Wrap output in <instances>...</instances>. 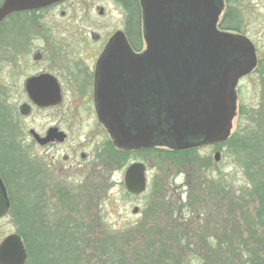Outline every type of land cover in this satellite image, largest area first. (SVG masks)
<instances>
[{"label": "flooded vegetation", "instance_id": "flooded-vegetation-1", "mask_svg": "<svg viewBox=\"0 0 264 264\" xmlns=\"http://www.w3.org/2000/svg\"><path fill=\"white\" fill-rule=\"evenodd\" d=\"M4 1L0 0V8ZM180 1L57 0L18 10L0 23V146L10 145V162L21 158L25 173L39 174L47 215L60 208L63 193L92 192L95 187L87 185L95 178V186L103 188L109 175L118 173L125 185L129 167L143 163L145 154L190 150H176L166 139L150 148L119 142L99 107L103 99L133 135L144 128L171 131L166 112L177 97L185 95L174 74L180 73L178 60L190 58L189 53L176 50L186 45L220 46L202 37L206 31L200 29H207L211 20L205 9L193 29L189 12L171 19L167 7H188ZM186 2L190 5V0ZM215 2V31L234 42L248 41L255 57L232 91L235 134L241 136V117L259 113L241 98V84L249 78L264 81V57L244 31L241 0ZM190 33L194 41H181L189 39ZM260 96L264 100V92Z\"/></svg>", "mask_w": 264, "mask_h": 264}, {"label": "rangeland", "instance_id": "rangeland-1", "mask_svg": "<svg viewBox=\"0 0 264 264\" xmlns=\"http://www.w3.org/2000/svg\"><path fill=\"white\" fill-rule=\"evenodd\" d=\"M241 3L246 19L244 31L261 47L263 58L264 0H241ZM263 86L264 81L258 82L255 78H249L241 84V98L247 106H255L259 111L257 114L241 117L239 129H242V133L252 131L255 132L254 135L264 137V100L260 96L264 92ZM253 115L257 116L256 120ZM233 123L230 138L238 129L236 120ZM217 153H220L218 161ZM185 158L187 163L183 165L180 163L176 167L169 161L159 160L154 154L143 155L148 188L146 193L137 197L128 194L124 178L118 173L109 175V183L106 186L103 184V188L95 186L96 178L90 180L87 186L93 185L94 190L75 195L78 198L81 196L84 200L79 207L86 222L95 224L98 233L101 228L113 232V235L119 236V241L125 242L128 250L138 247L133 252L138 249L141 255L146 246L152 244L154 251L161 252L164 258H167L168 243L175 248L174 243L181 236L186 239L184 242L186 246L194 240L200 245V237L230 234L233 225L238 224L237 219L240 220V226H243L245 222L241 215L252 214L255 206L246 200L251 185L250 176L253 175L250 164L252 159L244 151L233 146L231 140L222 148L204 147ZM34 161L39 163L37 155L34 156ZM229 202L234 206L232 215L235 218L229 215ZM41 203L43 205L42 199ZM135 208H138L137 213H134ZM206 209L209 210L208 216L205 213ZM217 210L221 211L220 217L211 218L210 213ZM48 215L51 216L52 213ZM228 219L229 222L225 223ZM58 222L59 220L52 218L53 224ZM161 232L170 233L168 243L162 240L167 246L166 249H162L160 244ZM12 233H17V225L12 218L7 216L0 219V243ZM180 246L178 244L177 249L170 250V253L185 263L190 252Z\"/></svg>", "mask_w": 264, "mask_h": 264}, {"label": "trees", "instance_id": "trees-1", "mask_svg": "<svg viewBox=\"0 0 264 264\" xmlns=\"http://www.w3.org/2000/svg\"><path fill=\"white\" fill-rule=\"evenodd\" d=\"M254 134L255 132L245 131L241 136L233 135L229 139L233 146L252 159L250 164L253 175L250 176L251 185L246 200L255 205L253 213L241 215L245 222L243 226H240V220L236 218L238 224L233 225L230 234L200 237V245L194 240L186 246V239L179 237L174 243L175 248L179 244L190 252L185 263L178 260L175 254L174 257L171 256L170 250L175 248L168 243L170 233L159 234L160 241L168 243L167 258L161 252L156 253L152 244H148L140 255L138 249L133 252L138 247L128 250L125 242L119 241V236L116 237L113 232L101 228L98 233L97 226L92 222L87 223L80 210L79 204L84 201L80 195L78 198L63 193L60 208L54 207L52 215H47L41 203L38 173H25L26 164L19 157L15 163L10 162V145L2 144L0 149L5 152L0 153V170L10 197V217L16 223L17 233L22 237L28 253L26 264H173L174 261V264H264V137ZM195 151L191 150L189 154H194ZM153 154L159 160L169 161L176 167L180 163L186 164L185 157L189 155L187 152L163 150ZM233 208L230 204V217H234ZM208 212L206 209L207 216ZM220 213L217 210L210 213V217H220ZM52 218L59 220L58 224H53ZM193 218L196 220V217ZM224 227L226 228L225 225ZM163 241L159 243L162 249H166Z\"/></svg>", "mask_w": 264, "mask_h": 264}, {"label": "water", "instance_id": "water-1", "mask_svg": "<svg viewBox=\"0 0 264 264\" xmlns=\"http://www.w3.org/2000/svg\"><path fill=\"white\" fill-rule=\"evenodd\" d=\"M55 1L57 0H5L0 8V23L18 10L37 9ZM186 1L182 0L179 3L188 7L179 9L167 7L166 11H169L171 19H175L184 12H189L190 18H193L190 22L193 29L196 26L194 21L203 16L205 9V15L211 16V20L208 22L207 29H200L206 31L202 37L216 40L220 46L210 48L203 45L197 47L186 45L185 48L176 50V52H184L185 55L189 53L190 58H186L183 62L182 56L181 60H178L182 63L178 66L180 73L174 74L179 78L178 86L185 88V95L177 97L173 106H168L169 111L166 115L171 131L160 132L154 128H144L137 130L133 135L130 129L123 126L117 112L107 109L103 99H100V115L111 123L119 142L150 148L166 139L174 145L176 150H185L203 144L217 145L227 140L231 133L235 111L232 91L239 77L246 74L255 63L253 49L246 40L234 42L230 36H222L215 31L216 2L190 0V5H188ZM169 34L167 33L166 37ZM195 39L194 34L190 33L189 39L183 38L181 41H194ZM234 53L237 56H233ZM219 157L220 153H217V161ZM125 186L132 195L145 193L147 189L145 164L136 162L129 167ZM10 206V198L0 173V219L9 214ZM137 212L138 208H135L134 213ZM27 259L28 254L24 241L18 233H12L2 240L0 264H26Z\"/></svg>", "mask_w": 264, "mask_h": 264}]
</instances>
